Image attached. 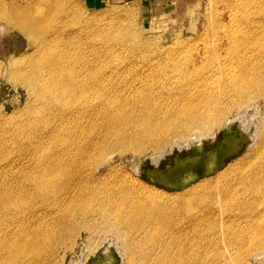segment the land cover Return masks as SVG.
Instances as JSON below:
<instances>
[{
	"label": "rangeland",
	"instance_id": "374dc122",
	"mask_svg": "<svg viewBox=\"0 0 264 264\" xmlns=\"http://www.w3.org/2000/svg\"><path fill=\"white\" fill-rule=\"evenodd\" d=\"M14 1L16 0H0L7 5ZM17 1L24 4L26 0ZM54 1L57 4L64 1L67 11H57L51 27L41 35L43 39L53 36L50 47L41 51V54L38 50L39 39H30L21 27L8 22L0 14V166L8 169L3 180L12 190L15 202L7 211L9 228L18 223L28 230L39 229V233L43 232L48 237L43 242L45 247L39 251V264H101L106 260L110 264H134L128 261L122 250L123 240L113 238L111 230L116 227L113 215L101 211L95 202V206L93 203L88 206L91 210L79 206L69 215L51 213L46 203L38 198L34 199L33 193L37 194L38 189L29 178H33L34 170L45 166L43 164L48 163L64 145L76 141L83 149L93 148L92 141L115 134V124H111L115 118L119 119L121 125L129 124L139 112L137 106L141 105L131 86L140 87L144 84L154 91L155 96L166 97L167 89L163 85L172 87L183 69L186 73L200 71V68L193 67L197 57L206 48L210 50L217 45L216 39L223 30L222 26L227 24L225 3L223 0ZM63 30H67L66 33ZM69 31L70 34H67ZM51 50L53 53L57 52L56 55L54 53L53 56ZM220 52L221 57L227 55L224 50ZM49 53L54 58L51 67L45 66L42 61V57ZM214 61L219 59L216 57ZM53 67L59 71H52ZM53 72L55 73L51 74ZM78 75L85 76L89 84L88 92L81 94L77 89L78 92L69 95L56 80L57 77H73L76 82ZM155 102L159 103V100L156 99ZM80 106L87 108L84 112L76 113L74 110ZM92 107H98L101 111L97 113ZM258 107L261 113L257 117L253 116L251 107L248 112L252 116H249L255 124H264L263 102ZM228 116L231 117L232 114ZM107 117H112L109 118L110 125L107 124ZM248 121L231 118L227 124L214 131V135L202 137L199 149L189 144L175 145L172 150L154 155L151 149L134 152L128 148L121 152L115 150L114 144L105 153L112 156L109 165L100 170V174H106L109 170L111 174L107 176L109 179L105 177L102 185L109 189L112 186L115 188L114 179L118 184L127 176V179L135 177L138 181L167 193L183 192L192 183L180 189H172L163 187L158 182L165 181V175L177 166H189L192 161L217 158L225 154L222 169L235 158L252 150V147L255 149V124ZM190 143L197 141L192 140ZM229 152L234 153L227 155ZM255 152L252 153L254 156L257 154ZM157 157L160 158L155 160ZM215 172L206 177L213 176ZM111 179L114 182L111 183ZM46 195L52 197L53 192H47ZM198 198L200 197L195 196L190 200L197 203L200 201ZM30 205L35 208L28 211ZM33 211L36 214L34 221L30 223ZM9 212L12 214L9 215ZM121 225L118 228L122 230L120 235L125 240L129 231L126 232V228ZM180 226L181 222L178 223V227ZM160 233L158 231L157 237ZM227 236L229 240H222L219 246L209 243L208 239L202 242L204 245L201 243L199 251L202 256L205 255V258L202 257L203 264H264V245L257 243L259 235L238 229L230 231ZM147 246L152 245L146 244ZM21 258L23 264H27L30 257L23 255ZM4 259L1 263L7 264Z\"/></svg>",
	"mask_w": 264,
	"mask_h": 264
},
{
	"label": "bare ground",
	"instance_id": "6f19581e",
	"mask_svg": "<svg viewBox=\"0 0 264 264\" xmlns=\"http://www.w3.org/2000/svg\"><path fill=\"white\" fill-rule=\"evenodd\" d=\"M223 1L228 21L222 26V35H218L216 47L213 46L215 48L212 47L210 50L206 48L202 53H198L197 62L193 67L200 68V71L186 73L183 69L184 72L182 71L177 83L172 84V87L163 85L167 89L166 97L155 96L154 91L144 84L140 87L130 85L141 105L137 106L139 112L129 124L121 125L119 119L115 118V121L111 122L115 124V134H108L95 142L92 141L93 148L83 149L76 141L64 145V148H61L48 163L43 164L45 166H39L34 170L33 178H29L38 189L37 194L33 193L34 199L38 198L46 203L51 213L69 215L74 213L77 207L89 209L95 202L101 211L113 215L111 217L116 223V227L111 230L113 238L123 240L122 250L130 263L203 264L205 255L202 256L199 251V248H202L201 243L208 239L209 243L219 246L222 240H229L227 235L230 231L238 229L259 235L257 243L264 245V139L262 140L264 124L262 122L255 124L253 118L249 116L252 114L248 112L252 107L253 116L257 117L261 113L259 104L263 102L264 105V0ZM66 9L64 1L57 4L54 0H26L23 4L16 0L10 5L0 2V14L8 22L21 27L30 39H39V54L47 50L50 41H53V36L43 39L41 35L51 27L56 12L65 13ZM70 31L67 34H70ZM219 50H224L227 55L221 57L222 52ZM50 53L42 57L47 67L54 64L52 55L55 52H52V55ZM216 57L219 59L217 62L214 61ZM56 68L53 67L52 71L56 72ZM72 74L70 73L71 76ZM56 80L69 95H73L77 89L81 94L88 92L89 89V84L83 75L79 76L76 82L73 77H57ZM156 99L159 103L155 102ZM86 108L80 106L74 111L84 112ZM95 111L99 113L101 110L96 107ZM230 113L231 117L228 116ZM109 118L112 117H107L108 125H110ZM231 118L254 122L253 144L256 150L252 148L256 152L251 148L252 150L235 158L222 169L220 168L224 165L225 154L217 158L209 157L206 160L192 161L189 166H177L169 175L168 181H160V183L172 187L192 183L188 188L183 189V192L167 193L140 182L135 177L127 179L126 176V180L125 175L121 183H115L116 179L115 182L113 179L110 180L115 183H113L115 188L103 187L102 181L105 177H109L110 170L106 174H100V170L103 166L109 165L112 156L105 153L111 150L114 144L115 150L121 152L128 148L134 152L151 149L154 155L172 150L175 145L189 144L199 149L202 137L214 135V131L227 124ZM192 140L197 143H190ZM254 152L257 153L255 156L252 154ZM232 153L229 152L227 155ZM158 158L160 157L153 159ZM6 170L8 169L3 165L0 166V257L2 258L0 263L5 258L7 264H23L21 256L27 255L30 257L27 264H39V251L45 247L43 242L48 237L43 232L39 233V229L28 230L18 223L11 224L9 228L7 211L15 202L12 190L3 180ZM214 171L216 172L213 176L206 177ZM195 180L197 181L194 182ZM50 191L53 192L52 197L46 195ZM195 196H199L200 201L192 203L190 199ZM32 208L34 209L35 206L30 205L28 211ZM94 211L93 209V214ZM35 214V211L31 212L30 223L34 221ZM72 221L70 219V222L74 223ZM179 221L180 227H178ZM118 225L125 227L126 232L129 231L127 232L129 236L126 235L129 239L128 237L123 239L124 237L120 235L122 230L120 231ZM92 226L94 227V224ZM158 231L161 232L159 237H157ZM146 244L152 246L146 247Z\"/></svg>",
	"mask_w": 264,
	"mask_h": 264
},
{
	"label": "water",
	"instance_id": "95a60500",
	"mask_svg": "<svg viewBox=\"0 0 264 264\" xmlns=\"http://www.w3.org/2000/svg\"><path fill=\"white\" fill-rule=\"evenodd\" d=\"M161 186H163V187H166V188H172V189H180L181 187H184L185 185H183V186H180V187H172V186H169V185H165V184H162V183H160V182H158Z\"/></svg>",
	"mask_w": 264,
	"mask_h": 264
},
{
	"label": "flooded vegetation",
	"instance_id": "af4514ba",
	"mask_svg": "<svg viewBox=\"0 0 264 264\" xmlns=\"http://www.w3.org/2000/svg\"><path fill=\"white\" fill-rule=\"evenodd\" d=\"M183 166H185V165H183ZM173 171V170H172ZM172 171H170L169 173H167L166 175H165V182H167L168 181V177H169V175L172 173ZM167 177V178H166ZM162 182H164V181H162ZM106 262L108 263V264H110V262H108V260H106ZM104 262H102L101 264H103Z\"/></svg>",
	"mask_w": 264,
	"mask_h": 264
}]
</instances>
